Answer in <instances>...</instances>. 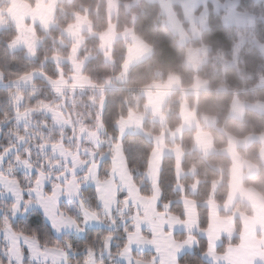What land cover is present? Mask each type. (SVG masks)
Listing matches in <instances>:
<instances>
[{
    "label": "trees",
    "instance_id": "obj_1",
    "mask_svg": "<svg viewBox=\"0 0 264 264\" xmlns=\"http://www.w3.org/2000/svg\"><path fill=\"white\" fill-rule=\"evenodd\" d=\"M8 0H0V8H7ZM32 8L39 0H21ZM119 3L116 16L112 19L115 24V33L121 34L132 30L134 35L144 44L152 49V56L147 61L129 70L126 81L123 85H117L115 79L121 73L126 53L127 43L114 42L108 52V58L102 53L99 36L105 33L109 27L108 0H70L61 2L55 11L53 26L47 32L35 27L38 40L41 42L34 57L28 59L25 51L11 52L9 45L17 37L15 29L8 25L0 31V120L7 117L6 122L0 123V152L12 144H17L16 135L28 136L29 147L32 152V160L39 167L44 163V157L37 147L41 143L40 136H51L58 139L61 131L40 114H35L31 119V128L25 131V127L17 126L13 119L15 117L14 97L17 93L23 94L21 111L28 107H36L41 101L49 104L62 105L61 112L70 117L74 123L82 122L90 130H97L103 123L104 134L101 136V148L107 152L112 142L118 143L116 131L117 123L126 119L130 114L145 117L143 125L144 132L151 136L158 137L166 130L175 132L181 125L179 117L180 91L174 92L164 110L165 125L160 126L151 121L150 116L145 112V99L142 90L164 88L167 80L174 77L179 82L181 91L193 89L195 83L200 81L205 84L206 92L198 95L197 116H212L217 119V128L226 134L236 138L244 139L248 136H264V117L246 111L242 121H234L229 118V110L233 99L248 104H264V56L257 48L247 42L242 45L238 55L234 54V48L238 44L239 31L224 26L221 16L209 15L208 29L202 33L198 42L191 43V47H204L207 50L206 60L199 70H191L185 65L184 52L178 46L177 39L172 36L165 24L164 18L156 5L140 2L133 5L135 0H116ZM220 3L233 0H216ZM237 11L244 14H251L257 18H264V6L255 0H237ZM126 11L122 5H131ZM219 18V23H213V17ZM77 17L86 18L91 25V34L83 35L82 43L76 56L78 63H83L82 77H87L90 87L88 89L68 91L62 90L58 94L51 89L42 79L34 81L32 87L15 88L13 83L21 81L20 77L26 74H39L45 79L58 80L72 77L73 71L69 59L74 43L68 40L64 33L76 24ZM223 33V39L218 38L217 33ZM251 38L259 44H264V28L259 22L254 29L248 32ZM63 61V62H61ZM13 84V85H12ZM71 85L70 82L67 83ZM190 106L193 101L188 100ZM64 143L68 145L73 136V128L64 129ZM211 135L214 148L223 150L226 147L224 137L215 130H208ZM194 132H186L182 135L180 145L184 153V160L181 166L183 173L196 170V177H184L179 186L184 189V197L198 204V221L202 225L208 221V212L202 207L204 203H214L222 208L225 204L228 187L230 161L223 155L201 156L194 152ZM78 142V141H74ZM123 155L126 158V167L131 169L141 190L151 194L150 185L146 182L145 173L147 163L153 147L139 135L127 136L120 142ZM168 146L170 144L166 141ZM19 153L25 154L24 149ZM49 154V153H48ZM239 156L245 161L253 164L258 169V175L243 183L244 188L254 189L264 199V167L259 159V147L253 145L246 150L238 151ZM49 156H51L49 154ZM15 160L6 162L4 168ZM110 166V157H106L104 167ZM58 172V171H57ZM15 176L25 185L28 180L26 175L17 166ZM161 190L160 204L170 202L172 211L183 216L182 207L179 205L181 194L176 191L175 166L171 158H165L161 167L159 184ZM196 186L194 193L191 188ZM51 185L48 187L50 189ZM81 197L94 208H98L96 194L93 189L84 188ZM25 198H30L25 192ZM12 203L0 202V223L5 215L11 214L8 208ZM62 210L77 216L79 213L74 205L60 206ZM234 212H241L252 216V212L242 203L234 205ZM226 217V214H221ZM81 220V219H80ZM16 229H24L37 233L42 241L49 244H64L65 240L73 243L75 252L69 253L72 264L83 261L86 256V246L96 245L97 259H102L104 264H119L115 253L126 242L123 225L118 221L112 225L115 233L112 241V255L107 252L101 256L99 243L108 233L104 230H85L83 238L78 239L72 235L63 236L57 239L53 236L50 228L37 211L29 212L24 218L13 220ZM236 232L240 229L236 225ZM237 240L223 241L222 246L217 250L223 254L229 245H236ZM5 244L0 241V259L6 260L3 249ZM206 250V243L199 241L198 250L192 255H186L180 260V264H204L200 255ZM143 257L144 256H140Z\"/></svg>",
    "mask_w": 264,
    "mask_h": 264
},
{
    "label": "snow or ice",
    "instance_id": "obj_2",
    "mask_svg": "<svg viewBox=\"0 0 264 264\" xmlns=\"http://www.w3.org/2000/svg\"><path fill=\"white\" fill-rule=\"evenodd\" d=\"M219 18L213 17V23L218 24ZM218 38L223 39V33H217ZM31 74L20 77V80H31ZM76 82L71 85L73 89L89 83L87 77L77 76ZM53 89L62 94V87L67 85L63 76L58 80L49 77ZM19 81H17L18 83ZM17 105L23 99L22 93H17L13 98ZM62 105L49 104L41 101L36 107H28L23 111L16 108L17 122L26 121L25 131H29L31 124L30 116L34 112L44 111L53 117V123L61 126V134L58 139L51 136H40L41 143L37 145L40 154L44 157V163L37 167L32 160V152L29 147H25L24 153L17 151L14 157L15 165L11 162L4 168L5 159L17 148V144H12L0 152V195L10 194L14 202L8 208L11 217L18 213H27L33 205L39 206L44 215L51 223V228L56 233L64 230H74L83 233L85 226L92 223L103 224L106 221L111 225H117L118 221L124 222V232L127 236L126 242L115 253V256L126 261V264H180L179 253L187 246L196 244L197 238L193 235L194 230H198L207 237L208 246L204 252L205 256L212 259L213 264H234L237 254L250 247V233L247 226L242 237V242L238 246L229 245L223 254L217 253V241L224 239L221 230L217 226V217L213 211L211 221L204 225L189 212L186 216H181L172 211L170 202L160 205L161 190L158 186L153 187L151 194L141 190L135 177L131 174V169L126 167L127 161L122 152V144L112 142L109 150L105 152L101 148L102 140L99 130H90L82 122L74 123L70 117L61 112ZM0 120V123L6 122ZM121 133H123V121H119ZM72 126L73 136L70 143H64L65 133L63 128ZM100 128L105 125L101 123ZM16 135L19 144H27L29 137ZM79 141V142H74ZM87 141V143H85ZM51 149V156L48 149ZM110 157L111 165L104 167L105 158ZM21 167L27 172H36L34 177H26L25 185L15 176L16 167ZM56 169H60L59 172ZM84 171L83 176L77 173ZM152 177V170L149 167L145 173ZM91 183L95 185L99 209L91 207L84 198L81 197L83 184ZM48 185H51L50 189ZM25 192L29 197L25 198ZM61 197H67L70 202H79V212L82 221L68 211L60 207ZM131 221V229L127 222ZM177 226H182L187 231V238L178 240L174 236ZM145 227L151 235L145 234ZM231 230H227V235L231 236ZM115 233H107L99 243V252L102 256L104 252L112 255V241ZM0 239L5 242L3 249L6 260L0 259V264H72L69 253L75 252L73 243L65 240L64 244H49L42 241L35 232L24 229H16L9 215H5L0 223ZM133 246H152L156 249L159 257L154 256L150 260L143 257L133 256ZM96 245L86 246V256L83 261L77 264H104L102 259H97ZM259 256L264 259V239L256 241L247 264H253L255 258Z\"/></svg>",
    "mask_w": 264,
    "mask_h": 264
},
{
    "label": "crops",
    "instance_id": "obj_3",
    "mask_svg": "<svg viewBox=\"0 0 264 264\" xmlns=\"http://www.w3.org/2000/svg\"><path fill=\"white\" fill-rule=\"evenodd\" d=\"M140 2H147L150 4L156 5L159 8L160 12L162 13L165 19V24H166L168 31L170 32L172 36H174L177 39V41L179 42V45L185 50H188L189 45H190V40H191V38L190 39L188 38V35L190 34L193 36V39L191 41H198L201 38V35H202L201 33L204 32L206 29L205 24L203 26L201 25L194 26V23L190 21L188 15H189L190 10L192 9H190L189 6L186 7V5L184 4L186 0L185 1L178 0V2L171 1V3H168V4H166L165 0H135L134 1L135 4L140 3ZM208 2L211 4V6L214 5V7L212 8L216 9V12H217L218 11L217 5L219 4L215 0H212V1L208 0ZM110 3L112 5L111 10L109 8ZM119 6L120 5L119 3L116 2V0H108V16H109L110 23H109V27L107 31L99 36V40H100L101 47L103 45L101 44V42H103V43H106V45L109 46V48L114 42L121 41V42L127 43V53H126L123 65L121 67V73L115 80V83L117 85H123V82L129 70L145 62L150 57V49L147 45H145L141 40H139L134 35L132 30H127L121 34L115 33V24L112 22V19L116 16V12ZM131 6L132 4L122 5V7L126 11H129ZM173 7H175L178 11H181V14L184 12L182 15L183 20L182 19L180 20L181 23L178 21L177 18L173 16L172 14ZM236 15L242 18L241 19H238L239 17L236 18ZM236 15L230 16L228 12H225V16L223 18L224 24L227 27H237L239 25L247 26L246 20L244 19L245 15L244 16L238 15V14ZM84 27L85 29L89 28L87 24H85ZM257 50L264 56V46L263 47L258 46ZM236 52H238V50ZM206 55H207V51L203 49H199L197 51L189 50L186 53L185 58H184L185 64L189 67V69L196 71L199 68H201L203 64L205 63ZM80 76L82 77L81 74ZM73 77H75V75H73ZM73 79L74 78H72V81H73L72 83L74 84ZM89 87L90 85L86 83L82 87L78 86L76 87L77 89L70 88V90L68 91L88 89ZM178 91H179V82L174 77L169 78L167 80V83L165 84V87L160 90L143 91V97L145 99V112L148 114V116H150L151 121L153 123L164 127L165 125L164 110L171 98L172 93L178 92ZM203 92H206V86L204 83L200 81H197L195 83L192 90H185V91L180 92L179 117H180L181 125L175 132L170 133L169 131L166 130L158 137L151 136L148 133L144 132L143 130V125H144V122L146 121L145 117L136 115V114H130L126 119L120 120L124 122L123 133H121V125L118 123L116 125V131L118 134V143H120L122 139H124L125 137L131 136V135H139L143 137L153 147V150L149 156L148 163H147V170L149 167L151 168L152 177L150 178L145 175L146 182L150 185V188L153 189L154 185L158 186L160 171H161V167H162V164L165 158H171L175 163V180H176L177 187H178L180 180H182L184 177L192 178L194 175L193 173L185 174L181 170V166L184 160V153L180 149V141H181L182 135L186 132H194L195 135L193 138V142H194V149L196 153H198L201 156H205V157L213 156V155H223L231 163L230 175H229V193H228V197L225 202V205L222 208H220L214 203L205 204V208L208 212L207 223L211 221V216L214 211L217 217L218 223H220L221 225L224 224L227 226L229 223V225H233V228H234V231L231 232L232 233L231 236H228L224 232H221L222 236H224V239L217 241V250L219 249L220 245L223 244V241L235 240L236 234H237L236 222H239L241 226V231L238 236L239 244L242 242V237H243V233L245 230V226H247L248 231L250 233V241L252 242L258 241V239L259 238L262 239L263 236L259 234L261 232L258 228L256 227L251 228V222L255 226L256 225L261 226L263 224L261 221L259 222L256 221V219H260L264 221V199L254 189L244 188L243 186V183L246 180L254 178L258 175V169L253 164L241 159L237 153L239 150H246L253 145H257L259 147V159H260L262 166L264 167V136H249L243 140H237L233 138L232 136L225 135V138L227 141V148L223 151H217L214 148L211 135L204 130V129H216L217 120L214 118L205 117V116L198 118L196 115L195 108L194 107L191 108L187 101L190 99L196 102L198 94L203 93ZM21 106H22V101L20 102L19 105L15 103V110L17 107L20 108ZM246 111H251V112L257 113L264 117V104H261V103H257L254 105L248 104L245 102H241L240 100L235 98L232 100V103L230 106L229 118L231 120L238 121V122L242 121ZM37 113L42 115L46 119H48L54 125L56 129L62 130L60 125H56L53 123V117L50 113H47L44 111L34 112L31 114L30 119H32V117ZM64 115L67 116L66 114ZM14 121L16 124L20 126H26V121H21L19 123L17 122L16 113H15ZM71 127L72 126H66L63 128V130L71 128ZM97 129L99 130L100 137L103 136L104 128H100L98 126ZM166 140L169 142L170 146H168V144L166 143ZM85 143H87V141H85ZM47 151L51 155V149L49 148ZM110 165H111V159H110ZM0 170H3V169H0ZM22 171L29 178L34 177L36 175V172L34 170L32 172H27L25 169L22 168ZM56 171L59 172L60 169H56ZM77 174L79 176H83L84 171H79ZM49 186L50 185H48V187ZM84 188L93 189L96 194V188L94 184H91V183L83 184L81 191ZM192 191H194V188H191V192ZM96 198H97V194H96ZM160 200H161V197H160ZM0 202L13 203L14 198L10 194L5 193L4 195H0ZM97 203H98V206L100 207L98 200H97ZM236 203H242L245 206H247L249 209H251L253 212V217L247 218L237 213H234L233 209ZM63 204L66 206L74 205L82 221L83 218L79 212V202L78 201L70 202L67 197H61L60 206ZM181 205L184 211V216H186L189 212H191L192 215L197 219V204L196 203L182 199ZM31 211H37L42 216V218L44 219L47 226L50 228L55 238L60 239L66 235H72L78 239L83 238V233H77L74 230H64L61 233H56L55 230L51 228V223L47 219V217L44 215L43 210L37 205H33L32 207H30L27 213H24V212L18 213L15 217H12V219L13 220L22 219ZM221 211H223V213L226 214L227 216L226 217L220 216ZM108 223H109L108 221L107 223L105 222L103 224L92 222L85 226V230H106L105 227H108ZM127 226L131 229L130 220L127 222ZM144 231H145V234L151 235V233L148 232L147 227H145ZM193 235L196 236L198 242L192 246L185 247L179 253V261L186 255L194 254L199 248L200 240L206 243V250H207V246H208L207 237L198 230H194ZM174 236L178 240L186 239L187 231L184 227L177 226L174 230ZM126 239H127V236L125 234V240ZM0 241L5 244V242L2 239H0ZM132 254L135 257L144 256L145 260H150L152 259V257L156 256L157 261L159 262V257L157 255L156 249L152 246H143V247L133 246ZM200 258L204 264H213V261H209L208 256H205L204 253L200 255ZM236 259H237V256L234 259V261ZM117 261L119 264H126V261H124L123 259L119 257L117 258ZM253 264H264V260L261 262H253Z\"/></svg>",
    "mask_w": 264,
    "mask_h": 264
},
{
    "label": "rangeland",
    "instance_id": "obj_4",
    "mask_svg": "<svg viewBox=\"0 0 264 264\" xmlns=\"http://www.w3.org/2000/svg\"><path fill=\"white\" fill-rule=\"evenodd\" d=\"M63 1H70V0H39L37 2L36 6L32 8L31 6H29L28 4L24 3L21 0H8L7 1V4H8L7 5V8L6 9L0 8V31L3 30V29H5V28H7V26L10 25L17 32V37L13 41V44L9 45L10 51L11 52H17V51H21V50L22 51H25V54H26L27 58L28 59H32L34 57V54H35L36 50L39 48V46L41 44V42L38 40L37 34L35 32V27H39L43 31L47 32L48 29H50L53 26V18H54V14H55V11L57 9V6L61 2H63ZM171 1L178 2V0H165L166 4L171 3ZM179 1H183V0H179ZM257 1H255V2H257L259 4H262L264 6V0H257ZM216 2L219 4V5H217L218 6L217 7V10H218L217 12H216V9L212 8V7H214V5L211 6V4L208 2V0H186V2L184 4L186 5V7L189 6L190 9H192V10H190L188 16H189L190 21L194 23V26H199V25L203 26L205 24V27H206L205 31H206L208 29V24H209V22H208L209 15H211V14H216L217 16H221L222 22H223V18L225 16V12H228L230 16L231 15H236V14L243 15V16L245 15V18L244 19L246 20L247 26L239 25L237 27H229V28H234L237 31H239V34H237L238 35V38H239V40H238L239 42H238L237 46H235V48H234V54L235 55H238V52L240 51V48L242 47V45L245 44V43H247V42H250L256 48L258 46L259 47L260 46L261 47L264 46V44H259L255 40H253V38H251L250 35L248 34V32H250L251 30H253L254 27H255V25H257V23H259V22L263 25V28H264V18L263 17L259 16V18H257V17H255V16H253L251 14H244L242 12H238L237 11V7H238V1L237 0L225 1L224 3H220L218 1H216ZM133 4H135V3H133ZM109 8L111 10V8H112L111 3L109 5ZM226 8H228V9H226ZM183 13L181 14V11H178L175 7L172 8V14H173V16L175 18L178 19L179 22H180L181 19L183 20V18H182L183 17L182 16ZM161 15H162V13H161ZM238 17L239 16L236 15V18H238ZM241 18L242 17H239L238 19H241ZM164 21H165V19H164ZM252 23H254V24H252ZM85 24H87V26L89 27L88 29H85V27H84ZM223 24H224V22H223ZM249 25H251V26H249ZM224 26H226V25L224 24ZM90 34H91V25L89 24L88 20L86 18H83V17H79V18L77 17L76 24L74 26H72L71 28H69L64 33V36L68 40H70L72 43H74V47H73V50L71 52V56H70V59H69V63L71 64V69H72L73 74L75 75V77L72 76V77L64 78V80H66L67 83L70 82L71 85H73L72 78H74L73 80H74V83H75L76 82V79L75 78L77 76L81 77L80 74H81V72L83 70V66H84L83 63L81 64V63H78L76 61V56L78 54V50H79L80 45H81L82 40H83L82 39L83 38L82 36L83 35H90ZM188 38L189 39L191 38V40H192L193 39V36L189 34L188 35ZM191 40H190V45L193 42H198L199 41V40L198 41H191ZM177 43H178V46L181 47L179 45V42L178 41H177ZM101 44H103V45H102V47H100V49H101L102 53L108 58V52H109L110 48H109V46L106 45V43L101 42ZM190 45H189L188 50H185V49H183L181 47L183 49V52H184V58H185L186 53L189 50H193V51L199 50V48H193ZM149 49H150V57L148 59L151 58L152 53H153L152 52V49L150 47H149ZM201 49L207 51L204 47H201ZM237 50H238V52H236ZM61 62H63V61H61ZM31 76H32L31 80H28V81L21 80L18 83L17 82L13 83L14 85L13 84L12 85L15 88H28V87H32L33 86V83H34L35 80L42 79L43 82H45L48 86H50L51 89H53V86L50 83V81H48L47 79H45L42 75L33 74ZM125 81H126V78H125L123 84L125 83ZM71 85H68L67 84V85L63 86L62 87V90H70V88H72ZM1 86H3V85H2V80H1V77H0V87ZM75 89H77V88H75ZM155 90H160V89H158V88L151 89V91H155ZM143 91H148V89L142 90V92H141L142 95H143ZM179 91L182 92L180 89H179ZM188 104H189V102H188ZM196 106H197V99H196V102L193 101V106H190V107L191 108L194 107L195 110H196ZM196 115H197V111H196ZM201 117H204V116H201ZM201 117H198V118H201ZM205 117L214 118L212 116H205ZM214 119H216V118H214ZM13 122L15 123L14 119H13ZM16 125L17 126H20L18 124H16ZM22 127H25V126H22ZM28 127L31 128L32 127L31 124ZM204 130L207 133H209L208 130H215L218 133H220L224 137V139H225V143H226L225 149L227 148V141H226L225 135H228V134H226L225 132H223V130L218 129L217 127H216V129H204ZM228 136H230V135H228ZM237 140H243V139H237ZM26 146H27V144H19V143H17V148L16 149H13V151L5 159L4 165L6 164L7 161H9L11 159H14L15 155L17 154V151L22 150V149H25ZM180 149H181V145H180ZM225 149H223V150H225ZM223 150H219V151H223ZM239 151H241V150H239ZM194 152H195V149H194ZM174 166H175V163H174ZM19 168L22 171V168L21 167H19ZM189 173H193L194 174L192 178H195L196 177V174L197 173H196V170L195 169L189 171L187 174H189ZM229 175H230V173H229ZM178 187L176 186V191L181 194V199L179 200L178 203L182 207L181 200L182 199L187 200V199L184 197V189H182L180 186H178ZM193 188H194V191H192V193L195 192L196 186H194ZM151 191H152V189H151ZM228 193H229V187H228ZM227 197H228V194H227ZM226 200H227V198H226ZM188 201H191V200H188ZM208 203H211V202H208ZM205 204L206 203H204L202 205L203 208H205ZM198 206L199 205L197 204V209H198ZM228 206H229V204H228ZM161 207H162V205H161ZM249 210L252 212L251 209H249ZM182 213H183V216H184L183 208H182ZM234 213H237V214H239L241 216H244V217H247V218H252L253 217V212H252V216H248V215H246L244 213H241V212H234ZM221 214H223V211L220 212V216H221ZM197 220H198V214H197ZM256 221H258V222L261 221L263 224L261 226H257V225L255 226L251 222V228L252 227L258 228L260 230V232H261L259 234L262 235L263 236L262 239H264V221H262L260 219H256ZM106 223H107V221H106ZM123 225H125V223ZM236 225H237V227L241 231V226H240L239 222H236ZM217 226L221 230V232H224L225 234H227V230H229V229L231 230V232L234 231L233 225H229V223H228V226L227 225H224V224L221 225L220 223H217ZM105 229L106 230H104V231H106L108 233L109 232H113V228H112V225H111L110 222L108 223V227H105ZM239 233L236 234V238H235L237 240L236 245H232V246H238L239 245V238H238ZM258 240H260V238ZM249 242H250V245L251 246L249 248H247V249L241 250V252L238 253L237 259L234 261V264H247V261L249 259V256H250L251 252L253 251V249L255 247V244H256V241H254V242L249 241ZM221 246L222 245H220V247ZM208 259H209V261H212V259L210 257H208ZM263 260L264 259H262L259 256H257L253 262H261ZM225 264H226V262H225Z\"/></svg>",
    "mask_w": 264,
    "mask_h": 264
}]
</instances>
